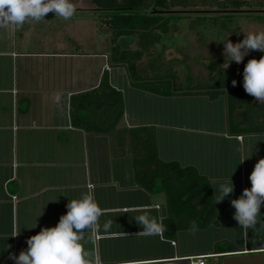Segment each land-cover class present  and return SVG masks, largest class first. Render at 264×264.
<instances>
[{
    "label": "crops",
    "instance_id": "0c3cea01",
    "mask_svg": "<svg viewBox=\"0 0 264 264\" xmlns=\"http://www.w3.org/2000/svg\"><path fill=\"white\" fill-rule=\"evenodd\" d=\"M42 22L0 28V264H14L9 253L18 255L30 236L55 226L69 199L82 194L102 209L101 225L113 220L109 233L84 234L85 249L102 264H191L199 256L207 264H264V221L240 229L230 203L251 187L264 133H231L225 95L135 87L124 66L110 63L105 37L83 35L77 17L74 27L52 12ZM134 40L125 47L135 48ZM105 70L124 96L120 126L154 128L160 159L194 168L213 204L195 196L170 205L162 188L152 192L137 179L129 141L121 150L114 133L73 125L71 96L97 88ZM230 178L234 192L214 202V188ZM139 215L165 231L144 235L133 219Z\"/></svg>",
    "mask_w": 264,
    "mask_h": 264
},
{
    "label": "trees",
    "instance_id": "16d2710c",
    "mask_svg": "<svg viewBox=\"0 0 264 264\" xmlns=\"http://www.w3.org/2000/svg\"><path fill=\"white\" fill-rule=\"evenodd\" d=\"M98 16L111 34L109 60L113 65L124 66L135 87L160 95L201 92L211 99L226 96L228 127L231 133H264V103H257L242 86V80L230 72H222L215 82L198 80L186 86L178 70L165 61L156 45L169 32L178 17L170 12L177 8L203 9L188 19V27L195 31L203 46L221 47L223 40L239 33V26L232 27V11L244 8L261 11L250 17L264 24V0H91ZM123 36L136 38V47L128 48L121 41ZM259 51L250 52L242 62L259 59ZM215 66L216 62H215ZM149 72V74H148ZM237 81L236 86L232 80ZM125 112L123 93L115 88L105 70L97 88L71 96V120L74 126L86 131L114 133L124 149L130 143L137 179L148 190L162 188L170 205L180 203L187 197H199L201 202L213 204L206 199L207 182L192 167H182L176 161H162L158 154L157 137L152 127H121ZM203 185L201 186V184ZM204 195V196H203Z\"/></svg>",
    "mask_w": 264,
    "mask_h": 264
},
{
    "label": "clouds",
    "instance_id": "9594fccd",
    "mask_svg": "<svg viewBox=\"0 0 264 264\" xmlns=\"http://www.w3.org/2000/svg\"><path fill=\"white\" fill-rule=\"evenodd\" d=\"M75 11L72 0H0V28L9 25L20 27L28 20H45L50 12L54 14V18L69 20ZM220 43L223 44L222 54L225 60L227 58V69L232 62L242 63L252 51L264 53V32L247 33L235 43L228 38ZM231 83L236 86L237 81L233 79ZM242 86L257 103H264V55L259 59H248L244 64ZM249 180L251 187L245 188L230 203L235 210L233 219L239 228L254 230L257 224L264 221V214L261 213V208L264 207V158H260L254 165ZM214 189V202H222L234 192V185L230 178L228 183H219ZM66 208L67 212L60 216L55 226L41 228L26 240L25 249L18 255L9 253L8 258L14 264H102L98 255L85 249L84 245L89 241L84 234L101 231L109 233L113 220L100 224V217L104 213L90 194L69 199ZM133 219L142 228L144 235H158L165 231L162 223L150 216L139 215ZM36 226L37 223L32 228Z\"/></svg>",
    "mask_w": 264,
    "mask_h": 264
},
{
    "label": "rangeland",
    "instance_id": "374dc122",
    "mask_svg": "<svg viewBox=\"0 0 264 264\" xmlns=\"http://www.w3.org/2000/svg\"><path fill=\"white\" fill-rule=\"evenodd\" d=\"M74 7H80L82 11L77 10L73 17L67 22H72L74 27L75 17H77L78 23L77 28H81L83 35L87 37H94L93 35L99 36L100 38L105 37L104 45H111V34L108 31L107 26L104 24L102 19L98 16L97 11L91 9L94 4L91 0H72ZM203 9H181L177 8L173 12H170L178 17L171 24L169 32L164 35L163 40L160 44H157V49L162 52L163 58L169 62H172L174 67L178 70L182 81L187 85H194L198 80L202 79L209 82H215L217 77L224 71L230 72L233 77H237L242 80L243 68L242 63L236 64L232 62L227 69V58L225 60L223 56V46L216 47L212 44L203 46L201 45L198 36L195 31H192L188 27V19L185 17L194 16L197 13L202 12ZM258 9L244 8L240 11H232L230 13L236 14L231 19V26H239V33L236 35L229 36L233 43L238 42L244 38L247 33L264 32V24L254 22L250 17L259 13ZM189 15V16H188ZM99 26V31L96 30V19ZM50 25H54L53 19L50 18ZM36 24L44 25L41 21H34ZM50 22H47L48 25ZM46 23V22H45ZM62 24V20H61ZM69 23L66 24L69 27ZM57 27V24L55 25ZM72 28V27H70ZM98 32V34H97ZM94 33V34H93ZM58 36V34H57ZM132 39L131 36H123L121 41L124 43ZM135 40L130 46H135ZM225 60V63H224ZM215 62L216 65L215 66ZM224 63V64H223ZM225 69V70H224Z\"/></svg>",
    "mask_w": 264,
    "mask_h": 264
},
{
    "label": "built area",
    "instance_id": "2783aa9c",
    "mask_svg": "<svg viewBox=\"0 0 264 264\" xmlns=\"http://www.w3.org/2000/svg\"><path fill=\"white\" fill-rule=\"evenodd\" d=\"M191 264H207L203 256L196 257L192 260Z\"/></svg>",
    "mask_w": 264,
    "mask_h": 264
}]
</instances>
